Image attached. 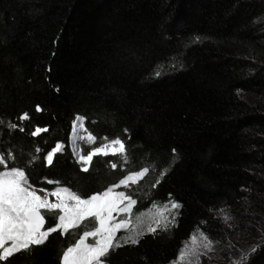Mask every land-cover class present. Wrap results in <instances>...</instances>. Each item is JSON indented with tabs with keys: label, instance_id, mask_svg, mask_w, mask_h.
<instances>
[{
	"label": "trees",
	"instance_id": "16d2710c",
	"mask_svg": "<svg viewBox=\"0 0 264 264\" xmlns=\"http://www.w3.org/2000/svg\"><path fill=\"white\" fill-rule=\"evenodd\" d=\"M263 16L260 0H0V171L26 169L35 190L58 184L87 198L147 168L138 205L149 191L153 203L182 208L107 264H170L191 234L219 229L221 209L264 205ZM24 112L30 119L18 121ZM77 117L97 142L121 138L127 162L98 156L80 171ZM35 127L48 131L32 137ZM57 142L64 151L51 166L29 164ZM45 219V230L55 226ZM79 235L58 231L0 264H59ZM247 264H264V247Z\"/></svg>",
	"mask_w": 264,
	"mask_h": 264
},
{
	"label": "snow or ice",
	"instance_id": "6c2138e0",
	"mask_svg": "<svg viewBox=\"0 0 264 264\" xmlns=\"http://www.w3.org/2000/svg\"><path fill=\"white\" fill-rule=\"evenodd\" d=\"M160 74L156 73L158 77ZM43 109L36 105L35 111L41 112ZM18 121H28L30 115L27 112L21 113L16 118ZM5 121L0 119V124ZM7 127L10 130H19L24 132L25 128L19 123L9 122ZM48 131L47 127H35V130L30 133L32 137L39 136L42 132ZM79 132H88L85 128L84 118L77 117L71 126V142L76 145L78 141L84 140L96 144V137L88 132L86 136L79 135ZM127 132V129H125ZM99 146L91 147L86 154H77L75 160L80 166V171L89 172L94 157H108L121 155L124 156L127 162L126 146L124 141L117 137L108 140ZM40 148L36 152H41ZM64 151V144L57 142L54 147L47 151L43 158L33 157L29 164H34L37 159L45 166H51L57 154ZM173 155L176 150L173 149ZM4 163L3 154H0V164ZM112 169H116L115 163L111 164ZM148 169L144 168L126 175L119 181V184L108 187L105 191L89 194L87 198H82L81 194L70 191L66 187H60L57 184L56 190L46 192L44 196L38 195L32 185L28 183L29 177L26 175V169L22 170L17 167L11 168L8 171H0V262H6L15 254L28 252L36 246H43L49 240L53 233L61 231L67 233L69 229L77 228L82 222L90 218L95 222L94 230H85L75 243L62 251L59 258V264H107V259L111 251H115L123 244L116 241L118 231L125 229L129 235L122 237L124 244L138 245L140 239L145 234H155L157 229L167 230L169 224H174L176 217L179 215V209L182 205L175 200L159 205L154 203V214L148 216L145 221L144 217L138 215L136 224H133L130 219H120L113 213L118 215L121 213L131 214L133 207L137 201L126 195L124 191H115L116 188L124 186L125 188L131 184H136L139 179L147 173ZM166 172H161V176L166 175ZM49 183H52L49 181ZM159 180H157V184ZM155 187V185H153ZM40 191H46L40 189ZM56 198L55 202H50L48 196ZM42 210L56 212L58 222L55 226H49L45 230L46 219L42 214ZM225 212L224 209H221ZM225 221L230 219L225 213ZM155 224V227L153 226ZM94 239V243H86L89 238ZM212 241L203 232L199 237L195 234L190 235V241L179 250L178 259L174 258L170 264H178L189 258H197L200 256L198 248L202 246L204 249L211 250ZM264 245L256 244L251 250L242 254L239 261H234L233 264H247L252 253H255ZM104 261L102 262V259Z\"/></svg>",
	"mask_w": 264,
	"mask_h": 264
},
{
	"label": "rangeland",
	"instance_id": "374dc122",
	"mask_svg": "<svg viewBox=\"0 0 264 264\" xmlns=\"http://www.w3.org/2000/svg\"><path fill=\"white\" fill-rule=\"evenodd\" d=\"M264 4V0H260ZM264 18V16L262 17ZM261 29H264V22L260 25ZM88 133L79 132V135L86 136ZM105 143V142H104ZM102 144L101 142H97L93 145L88 141H78L76 145H73L71 142L72 151L77 154H86L91 147L99 146ZM119 155V154H118ZM75 160L78 158L74 156ZM131 174V173H130ZM147 177V173L143 176V178L139 179L136 184H131L130 186L125 188L124 186H120L115 189V191H124L126 195L137 201V204L133 207L132 213L129 214H117L113 213L114 216L117 217V220L120 219H130L133 224H136V217L141 215L144 217L145 221L148 220V216L150 214H154L153 202L149 198V191L145 192L143 201L146 202L144 207L138 205V195H135L134 188L138 186L140 182H142ZM153 185V183H152ZM151 187V186H149ZM38 195L44 196L46 192L36 190ZM55 191V190H54ZM260 198H264L260 196ZM50 202H55L56 198L53 196H48ZM163 205V204H162ZM247 205V208L239 213L235 214H227L230 219L225 221L224 216L225 213L218 212L217 215L219 218H216L220 227L218 230L210 231L208 228H201L197 230L194 234L199 237L200 233L203 232L209 239L213 242L211 250L204 249L202 246L198 248L200 256L198 257L199 264H233L234 261H239L242 254L248 253L251 248L264 241V205H258L255 207V210L251 209ZM42 214L46 217L56 218V223L58 222V216L56 212H49L47 210H42ZM155 227V224H153ZM81 228L82 234L85 230H94L95 222L93 219L86 220L82 222L77 228ZM76 228H72L69 230H73ZM129 235V232L125 229H122L116 234V241L119 243H123L122 237H126ZM190 241V238L182 245V247ZM93 238H89L86 243H94ZM182 249V248H181ZM178 255L176 259H178ZM102 259V258H101ZM103 262V260H102ZM178 264H189V258H186L183 262H178ZM191 264H197V258H191Z\"/></svg>",
	"mask_w": 264,
	"mask_h": 264
}]
</instances>
